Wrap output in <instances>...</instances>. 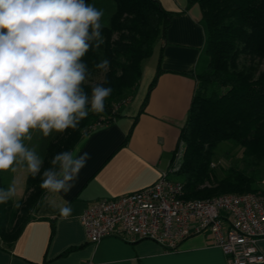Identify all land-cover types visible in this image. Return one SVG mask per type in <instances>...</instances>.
<instances>
[{
  "label": "trees",
  "instance_id": "1",
  "mask_svg": "<svg viewBox=\"0 0 264 264\" xmlns=\"http://www.w3.org/2000/svg\"><path fill=\"white\" fill-rule=\"evenodd\" d=\"M113 1L115 11L109 25H103L101 30L105 42L83 57L90 73L84 90L90 95L94 84L112 89L105 100V110L98 114L89 111L77 128L57 133L46 146L41 173L51 166L55 154L73 150L94 122L106 124L119 115L115 106L134 93L145 60L152 55L155 43L166 37L174 13L165 10L159 0ZM193 3L199 5L205 25L208 63L195 76L196 87L178 138V143L183 144L182 160L173 174L181 179L183 197L188 199L253 192L257 190L254 184L258 174L251 166L264 163V67L259 70L250 64L245 70L239 69L238 59L243 55L254 63L255 59L264 58V0H188V4ZM104 59L110 62L109 70L101 81H91V75L99 70L95 65ZM161 71L160 51L140 111ZM131 131L132 127L128 136ZM224 140L239 144L247 164L242 168L229 166L221 177H216L210 167L211 159ZM1 172L0 188L5 189ZM40 184V175L33 178L27 173L30 193L19 211L11 209V200L0 203V239L6 247L13 245L43 197L45 190Z\"/></svg>",
  "mask_w": 264,
  "mask_h": 264
},
{
  "label": "crops",
  "instance_id": "2",
  "mask_svg": "<svg viewBox=\"0 0 264 264\" xmlns=\"http://www.w3.org/2000/svg\"><path fill=\"white\" fill-rule=\"evenodd\" d=\"M159 2L174 15L165 39L155 43L147 58L150 61L142 66L135 99L131 96L120 106L118 116L94 126L77 144L75 148L89 153L90 159L74 187L58 196L45 190L13 245L6 247L0 239V264H226L224 253L208 231L188 237L176 250L166 251L148 239L129 243L108 236L91 243L80 222L87 204L154 182L169 168L173 152L182 143L178 138L196 87L195 76L208 63L206 29L197 3ZM160 51L162 71L140 111ZM52 199L57 207L49 203ZM64 201L72 209L67 218L59 213ZM257 247L264 256V237Z\"/></svg>",
  "mask_w": 264,
  "mask_h": 264
},
{
  "label": "clouds",
  "instance_id": "3",
  "mask_svg": "<svg viewBox=\"0 0 264 264\" xmlns=\"http://www.w3.org/2000/svg\"><path fill=\"white\" fill-rule=\"evenodd\" d=\"M103 15L87 0H0V171L40 175L49 194L70 192L90 155L78 147L57 153L41 173L43 159L26 141L32 130L44 137L63 133L77 128L89 111L105 110L112 89L94 84L89 95L83 88L90 75L83 57L105 42ZM95 67L106 73L110 62ZM17 192L14 179L0 188V203ZM49 203L57 207L54 199ZM67 203L59 206L64 218L72 212Z\"/></svg>",
  "mask_w": 264,
  "mask_h": 264
},
{
  "label": "built area",
  "instance_id": "4",
  "mask_svg": "<svg viewBox=\"0 0 264 264\" xmlns=\"http://www.w3.org/2000/svg\"><path fill=\"white\" fill-rule=\"evenodd\" d=\"M182 155L181 143L171 167L151 184L87 204L80 215L86 240L96 243L115 236L132 243L148 239L172 251L188 237L208 231L224 253L226 264L264 262L257 247L264 237V194L184 198L183 183L173 176Z\"/></svg>",
  "mask_w": 264,
  "mask_h": 264
},
{
  "label": "rangeland",
  "instance_id": "5",
  "mask_svg": "<svg viewBox=\"0 0 264 264\" xmlns=\"http://www.w3.org/2000/svg\"><path fill=\"white\" fill-rule=\"evenodd\" d=\"M87 2L95 6L97 9H100L103 11L104 15L102 17L101 23L102 25H109L110 16L115 11L116 6H114V8H111L108 3H112V5H115L114 1L113 0H87ZM107 4L109 5L108 8H107ZM155 50H157L156 46H155ZM154 53H157V51ZM146 61H150V60L146 59L145 62ZM250 64H252L253 66L256 65L257 69L261 70L264 67V58L261 60L255 59L254 63H252V61H250V59L246 56L241 55L239 57L238 59L239 69L245 70ZM103 75H104V72L99 69L91 75L90 80L93 82L101 81L103 78ZM138 89H139V86H136V88L134 89V93L137 94ZM134 93L131 96L132 98L135 99L136 95ZM124 103L125 102H123L122 104ZM121 105H116L114 108L115 111L118 112ZM101 124H102L101 121L94 122L92 125H90L89 129H92L94 126H98ZM56 135H57V132L54 131L50 136L44 137L39 130H32V140L26 141V143L29 145V147L34 148L36 152L38 153V155L42 157L43 159L47 144L50 141L54 140ZM85 135L86 134H84V136ZM246 162H247L246 159L242 156V148L239 146V144L232 140H224V141H221L217 145L216 149L214 150V155L211 159L210 167H211L213 174L216 177H221L224 169H226L227 167L238 165L242 168L247 164ZM251 168H253L252 170L256 171L258 174L256 177V182L254 184V187L257 190L253 192H256L258 194H264V163H259L256 166H251ZM1 177H2V183L5 189L8 188V186L12 183L14 179L18 181V192H17V195L11 199V203H12L11 209L15 212L19 211L20 206L16 207L15 205L17 203L21 205V202H23L28 196V194L30 193V190H27V186H26L27 171L23 169H18V171L15 173L11 172L10 170L2 171ZM174 178H178V177L174 176ZM205 183L207 184L208 182H205ZM9 227H11V224H9Z\"/></svg>",
  "mask_w": 264,
  "mask_h": 264
}]
</instances>
